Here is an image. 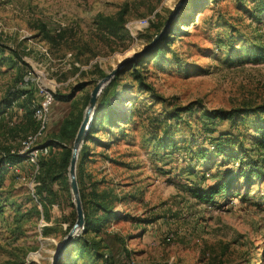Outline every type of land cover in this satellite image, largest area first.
<instances>
[{
    "label": "rangeland",
    "instance_id": "obj_1",
    "mask_svg": "<svg viewBox=\"0 0 264 264\" xmlns=\"http://www.w3.org/2000/svg\"><path fill=\"white\" fill-rule=\"evenodd\" d=\"M179 3L0 0V152L7 145L22 150L37 130L25 119L41 97L37 87L53 88L41 138L4 173L0 264H51L75 206L68 168L42 181L41 162L59 161L60 148L50 142L66 116L83 114L100 72L142 49ZM205 3L200 11L182 13L169 48L143 62V81L151 89L126 71L99 93L97 100L109 96L117 118H105L97 140L87 142L82 181L107 190L116 215L101 232L85 235L97 254L66 245L59 253L65 251L63 264H102L105 258L114 264H264V151L253 145L264 115L244 113L235 124L209 123L203 116L215 108L264 104V0ZM124 7L130 40L96 28L99 14L116 15ZM42 24L57 36L46 37ZM55 94L70 97L58 100ZM190 103L191 114L168 118L169 109ZM220 174L231 179L228 193L211 202L199 199L195 190Z\"/></svg>",
    "mask_w": 264,
    "mask_h": 264
},
{
    "label": "trees",
    "instance_id": "obj_2",
    "mask_svg": "<svg viewBox=\"0 0 264 264\" xmlns=\"http://www.w3.org/2000/svg\"><path fill=\"white\" fill-rule=\"evenodd\" d=\"M205 0H201L200 2L198 0H185V2L182 4V8L177 12L175 15V18L173 21L169 24L167 31L165 34L155 43L154 47L149 49L148 51L144 52L141 54L137 59L133 60L132 62L128 63L124 68L120 69L118 73L113 77L111 82L109 83L110 86L113 85V83L118 80V78L125 73L126 71H130V73L134 76L135 80L140 84V86H146V88L151 87L147 85L143 81V75L141 72V66L143 62H145V59H153L161 54H163L164 51L167 50L170 46V39L172 38L171 34L173 33L174 26L176 24V20L184 13L187 9L193 8L194 10L200 11L204 5H205ZM184 5V6H183ZM195 12V11H194ZM127 21V16H126V8L120 9L116 15H103L99 14L94 23L96 25V28L99 31H103L106 33L108 36H113V37H119L121 39H131V36L129 34V31L125 28V23ZM162 25L159 27L157 31L161 29ZM41 30L44 32L46 37L51 38L52 36H57V34L51 35L49 34V31L46 30L45 25H41ZM155 27V29H157ZM62 36V35H61ZM62 38V37H60ZM263 54L259 55L262 56ZM105 74L100 72V76L103 77ZM116 83V82H115ZM21 94L26 95V90H20L19 91ZM70 95H60V94H55V98L58 100H68ZM161 101L164 102L162 99ZM171 106V105H170ZM192 111V104H188L184 107H172L167 111V116L169 119L172 120H181V112H188L191 114ZM31 112H27V115H25V119L29 122L32 123V126H37V124H34L33 119L31 118ZM260 113L264 115V104L263 105H258L254 108L252 107H241V108H230V109H221V108H215V109H210L206 110L203 113L204 118L206 119L205 121H209V123H216V122H221V121H230L231 124H235L237 116H241L244 113ZM82 112L81 113H76L74 116L72 113L68 116H66L61 125L60 129L58 131L57 137L52 140L53 142H50V145H55L60 148L59 150V161L58 157L56 159H47L43 160L41 162V178L42 181L45 182L47 180H54L55 179V171L57 169H60L61 171H65L68 168L69 165V160H70V155H71V147H72V142L75 137V134L77 132V129L79 127V124L82 119ZM117 113L115 109L110 104L109 96L107 94H104L102 98L97 100V104L95 107L94 115L92 118V121L90 123V126L88 128V131L85 136V141L83 143V146L80 151L79 155V161H78V169L80 171L77 172V179L79 183V192H80V197L83 205V211H84V227L82 234L74 237L68 244L72 246V250L74 251V248H81L89 250L91 248L95 254H97V248L93 245L92 247L90 246V243L86 239L85 235L91 231H94L96 233L101 232V228L103 224L110 218L111 215H116V212L112 208V203L113 199L109 196V193L107 190H97V182L96 183H89V190L87 188V185L84 181H82V166L84 164V161L86 158H88L87 154V149L88 145L87 142L89 141H96L97 137H95V133L98 131V128H101L103 125V120L108 119L109 121H115L117 118ZM116 117V118H115ZM37 123V122H36ZM257 131L259 132L258 135L254 139L253 145L256 146V148L261 150L262 152L264 151V122L257 125ZM231 134V132L227 131L226 133H222V136H227ZM12 147L10 145L4 146L3 150L0 152V190L3 187L4 184V173L7 171V166L8 165H13L23 159V155L18 154L17 151H14L11 149ZM222 153V152H221ZM264 158V155L263 157ZM206 174V173H205ZM219 178L216 179L215 182L209 183L205 185V187H199L195 190L196 196L206 202H211L213 198L220 194V193H228L230 189V181L231 179H223L221 177V174L218 175ZM205 177L204 174L202 178ZM221 178V179H220ZM81 184V186H80ZM97 185V186H96ZM44 190V188H42ZM42 189L38 191V194L42 193ZM40 204L42 206V214L44 218L48 221L50 220L49 215H48V209L46 207V204L42 201V199H39ZM73 204V203H72ZM1 204H0V214L2 212L1 209ZM36 213L40 214L39 210L36 207ZM74 219L70 221L68 224V229L71 228L73 225L75 219H76V214L74 213ZM50 233L49 227H43L42 229V234L43 235H48ZM90 249V250H91ZM65 251H63L59 256H58V261L55 264H63L65 261ZM99 256H102L99 254ZM92 264H97V263H92ZM102 264H114L111 263V261H108L107 258L103 261Z\"/></svg>",
    "mask_w": 264,
    "mask_h": 264
},
{
    "label": "water",
    "instance_id": "obj_3",
    "mask_svg": "<svg viewBox=\"0 0 264 264\" xmlns=\"http://www.w3.org/2000/svg\"><path fill=\"white\" fill-rule=\"evenodd\" d=\"M184 2L185 0H180L179 5H177L171 11L164 25L161 27L160 31L157 34H155L154 37L142 49L137 51L132 56H129L121 60L120 62H118V64L113 69H111L103 77L97 80L94 87L92 88L88 103L82 115L81 122L79 124V127L77 129V132L72 142L71 155H70V160H69V165H68L69 186H70V191L73 197V203L75 206L76 219L73 225L71 226V228L69 229V231L67 232L66 236L63 238L62 242L58 245L57 251L54 255V258L52 259L51 264H54L56 258L58 257L62 249L65 248V246L75 236H78L84 227V223H85L84 211H83V205H82V201L80 197L78 182H77L76 165H77L79 151L84 142L86 133L88 131V128L90 126V123L94 115L99 93L101 92L103 87L111 81V79L118 73L120 69L124 68L128 63L137 59L141 54H143L144 52L154 47L155 43L165 34L169 24L173 21V19L175 18V15L179 11V8Z\"/></svg>",
    "mask_w": 264,
    "mask_h": 264
},
{
    "label": "built area",
    "instance_id": "obj_4",
    "mask_svg": "<svg viewBox=\"0 0 264 264\" xmlns=\"http://www.w3.org/2000/svg\"><path fill=\"white\" fill-rule=\"evenodd\" d=\"M37 88L41 97L38 101L37 100L33 101L31 105V109L33 111V117L37 122V130L33 135L27 136L26 139L23 141L24 146L22 147V150L17 151V153L21 155H24L25 150L29 146H31L35 141L41 138L47 126V114L50 103L53 99V95H52L53 88L48 86H40V85H38ZM36 152L37 149L35 150L34 156H36Z\"/></svg>",
    "mask_w": 264,
    "mask_h": 264
},
{
    "label": "bare ground",
    "instance_id": "obj_5",
    "mask_svg": "<svg viewBox=\"0 0 264 264\" xmlns=\"http://www.w3.org/2000/svg\"><path fill=\"white\" fill-rule=\"evenodd\" d=\"M135 53H136V52H135ZM135 53H134V54H135ZM132 55H133V54H132ZM132 55H131V56H132Z\"/></svg>",
    "mask_w": 264,
    "mask_h": 264
}]
</instances>
